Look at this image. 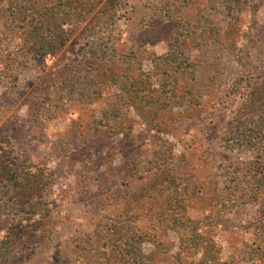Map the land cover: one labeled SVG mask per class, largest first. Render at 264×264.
I'll return each instance as SVG.
<instances>
[{"label": "rangeland", "instance_id": "374dc122", "mask_svg": "<svg viewBox=\"0 0 264 264\" xmlns=\"http://www.w3.org/2000/svg\"><path fill=\"white\" fill-rule=\"evenodd\" d=\"M35 2L0 0V264H264V0H82L51 43Z\"/></svg>", "mask_w": 264, "mask_h": 264}, {"label": "trees", "instance_id": "16d2710c", "mask_svg": "<svg viewBox=\"0 0 264 264\" xmlns=\"http://www.w3.org/2000/svg\"><path fill=\"white\" fill-rule=\"evenodd\" d=\"M35 3H38L35 7L34 12L36 15L42 18V20H45L47 22H42L41 26L44 29H47L46 31L50 34V39L48 43L54 42H60L64 35L66 34L65 29L61 26H58L59 28L57 31H50V27L54 23V21H48L50 18H57L59 15L58 13H61L65 9L71 10L75 7H82L84 4L82 3V0H36ZM39 5H42L41 8H37ZM84 8V7H82ZM45 11L42 15V12ZM58 19V18H57ZM54 32V33H53ZM44 46V45H43ZM7 145L5 143H0V174L3 176H10L14 177V174H16L15 169L13 167V164H10L9 162L5 161V155L4 150L6 149ZM40 178H36V176H30L27 180L29 181V185L31 186L29 190L33 191L35 188L33 187L34 184L37 186V180ZM41 180V179H40ZM31 182V183H30ZM32 192H29V197ZM119 255V254H118ZM121 264H142V259L140 258L139 252H128L123 255H119V259ZM117 264V263H113Z\"/></svg>", "mask_w": 264, "mask_h": 264}]
</instances>
